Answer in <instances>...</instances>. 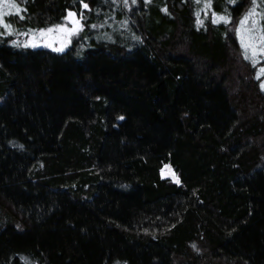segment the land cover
Listing matches in <instances>:
<instances>
[{
  "label": "trees",
  "instance_id": "trees-1",
  "mask_svg": "<svg viewBox=\"0 0 264 264\" xmlns=\"http://www.w3.org/2000/svg\"><path fill=\"white\" fill-rule=\"evenodd\" d=\"M84 2L5 16L86 28L62 52L0 35V264H264V89L234 31L252 0Z\"/></svg>",
  "mask_w": 264,
  "mask_h": 264
},
{
  "label": "snow or ice",
  "instance_id": "snow-or-ice-1",
  "mask_svg": "<svg viewBox=\"0 0 264 264\" xmlns=\"http://www.w3.org/2000/svg\"><path fill=\"white\" fill-rule=\"evenodd\" d=\"M115 3L116 0H113ZM149 0H145V3ZM202 0H195L196 4H200ZM234 2V0H232ZM125 6L128 5V0H123ZM132 4H136L137 0H131ZM205 8L212 7V0H203ZM83 8L88 9L89 5L81 0ZM260 5L258 0H252L251 7L242 15L238 24L235 26V35L239 41L242 55L245 60H249L253 67L259 63V58L264 56V24L261 20H264V11H259ZM23 9L17 0H0V28L4 31L0 32V35H24L27 39L23 42L24 47H37L43 39L45 46L52 48L56 52H62L67 43L70 42V37L79 33L83 28V14H77L72 10H68L67 16L63 17L64 23H56L47 28L29 29L27 32H19L14 25L5 20V16L18 15L20 19H24ZM197 23L202 24L200 20V13L196 12ZM207 15V13H206ZM220 21L229 23L231 21L230 16L221 15L215 11L211 13L212 24H217ZM126 23V22H125ZM93 28L96 25H92ZM56 38L60 42V47H55L52 43V39ZM14 46H21L20 42L13 40L11 42ZM259 73H264V67L259 69ZM259 79V74L256 77ZM261 89H264V83L260 84ZM123 119V117H121Z\"/></svg>",
  "mask_w": 264,
  "mask_h": 264
},
{
  "label": "rangeland",
  "instance_id": "rangeland-1",
  "mask_svg": "<svg viewBox=\"0 0 264 264\" xmlns=\"http://www.w3.org/2000/svg\"><path fill=\"white\" fill-rule=\"evenodd\" d=\"M83 11H86V10H83ZM81 13H82V12H81ZM63 23H64V22H63ZM82 23H83V25H84L83 28H82V30H81L79 33L74 34V35H72V36L70 37V42L67 43V45L64 47V50H65L66 48H68L74 40H78L79 38H82V37H81V36H82V33H83V31L85 30V28H86V20H85V17H84ZM90 27H91L92 32L95 31V32L93 33V38L95 39V41H97V42L101 41V40L99 39V34H98L99 27H98V26H96L95 28H93L92 26H90ZM117 30H118V29H117ZM92 32H91V34H92ZM17 37H18V38H16V41L20 42V45L23 46V42L27 39V37L24 36V35H20V36H17ZM90 37H91V36H90ZM111 37H112V36H111ZM52 43L54 44L55 47H60V42H59L58 39L53 38V39H52ZM28 47H31V46H28ZM31 48H43V49H46V50L51 51V52H56V51H54L52 48L45 46V41H44L43 39H41V41H40V43H39V45H38L37 47H31ZM246 61L250 62L249 60H246ZM250 63H251V62H250ZM251 64H252V63H251ZM262 67H264V56H261V57L259 58V63H258V64L256 65V67L254 68V71H255V73H254V78L257 79L256 77H257L258 74H259V77H260L259 79H257L259 85H260L261 83H264V73H259V69L262 68ZM165 171H166V170H165ZM165 171H164V172H165ZM162 175H164V174H162ZM165 175H169L168 171L165 172Z\"/></svg>",
  "mask_w": 264,
  "mask_h": 264
}]
</instances>
